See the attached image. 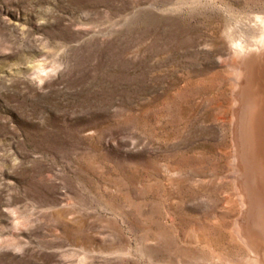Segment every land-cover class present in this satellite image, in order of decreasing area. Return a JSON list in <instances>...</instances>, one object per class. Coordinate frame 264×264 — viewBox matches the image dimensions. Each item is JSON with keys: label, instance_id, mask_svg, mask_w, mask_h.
Segmentation results:
<instances>
[{"label": "rangeland", "instance_id": "obj_1", "mask_svg": "<svg viewBox=\"0 0 264 264\" xmlns=\"http://www.w3.org/2000/svg\"><path fill=\"white\" fill-rule=\"evenodd\" d=\"M261 38L264 0H0V264H264L232 45Z\"/></svg>", "mask_w": 264, "mask_h": 264}, {"label": "bare ground", "instance_id": "obj_2", "mask_svg": "<svg viewBox=\"0 0 264 264\" xmlns=\"http://www.w3.org/2000/svg\"><path fill=\"white\" fill-rule=\"evenodd\" d=\"M261 39L262 51L256 46L246 49L239 39L232 42L236 58L250 69L238 93L237 146L249 213L248 237L258 248H264V38Z\"/></svg>", "mask_w": 264, "mask_h": 264}]
</instances>
